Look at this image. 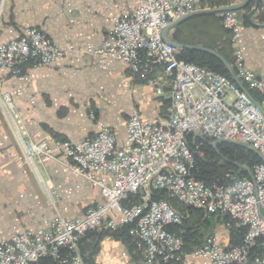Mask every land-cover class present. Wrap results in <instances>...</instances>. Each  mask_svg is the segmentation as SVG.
Here are the masks:
<instances>
[{"label": "built area", "instance_id": "obj_1", "mask_svg": "<svg viewBox=\"0 0 264 264\" xmlns=\"http://www.w3.org/2000/svg\"><path fill=\"white\" fill-rule=\"evenodd\" d=\"M199 10L200 0H139L114 19L97 48L87 45L76 50L70 41L63 48L36 27L0 42V78L2 72L19 75L25 65L49 66L61 62L69 51H84L102 60L125 62L133 77L148 81L169 102L166 113L151 121L133 109L124 144L104 124L77 142L32 141L19 131L11 94L1 93L27 160L40 162L47 156L60 162L65 170L97 188L103 202L74 217L57 212L47 229L15 228L10 238L0 239V264H37L41 258L83 264L78 243L86 233L123 226L129 227L146 264L180 262L184 239L169 227L180 225L182 216L166 199L158 198L161 191L186 206L228 216L245 228L241 240L227 247L214 234L207 235L202 245L189 252L190 257L210 264H264V78L244 64L240 10L221 12L222 25L232 33L236 73L256 93L258 104L224 74L179 57L183 48L163 40L162 30ZM205 140L250 145L262 162L248 168L249 176L228 171L206 183L195 177V154ZM49 197L54 201L57 191L51 189Z\"/></svg>", "mask_w": 264, "mask_h": 264}, {"label": "crops", "instance_id": "obj_2", "mask_svg": "<svg viewBox=\"0 0 264 264\" xmlns=\"http://www.w3.org/2000/svg\"><path fill=\"white\" fill-rule=\"evenodd\" d=\"M242 1L234 0L228 5ZM138 2L0 0V42L18 38L27 27H36L63 48L68 41L76 50L87 45L97 48L112 28L114 19ZM203 9L211 8L202 6ZM220 13L216 12L215 17ZM240 13L239 40L244 64L264 78V27L254 26L248 18V22H244L246 11L241 9ZM252 21L264 22L261 6L252 14ZM217 23L208 15H193L166 33L173 40L176 36L191 45L212 44L221 48L225 46V38L215 30ZM227 35L230 36V32ZM233 49L226 50L231 58ZM233 67L235 69V65ZM134 78L121 60H102L96 54L69 51L57 64L28 66L15 76L2 72L0 94H11L20 119L19 131L29 140L56 138L77 142L95 134L99 125L105 124L115 130L118 143L124 144L126 123L133 106L145 121H151L164 115L169 103L165 93L159 95L148 81ZM94 111L96 119L91 120L89 115ZM33 164L27 160L0 98V239L10 238L15 228L47 229L53 217L47 198V190L51 188L57 190L56 206L65 217L80 215L103 202L97 188L65 170L60 162L42 156L40 162ZM208 220L210 222L199 229L203 239L205 233L210 232L223 246H230L231 233L227 225L215 216H208ZM89 242L96 246L92 256L95 264H146L122 239L113 235L95 237L92 241L89 237L86 245ZM190 251L183 250L184 256L178 264H210L205 259L190 257Z\"/></svg>", "mask_w": 264, "mask_h": 264}, {"label": "trees", "instance_id": "obj_3", "mask_svg": "<svg viewBox=\"0 0 264 264\" xmlns=\"http://www.w3.org/2000/svg\"><path fill=\"white\" fill-rule=\"evenodd\" d=\"M234 0H202L204 7H220L226 6L233 2ZM264 3V0H260V6ZM253 1L249 0L248 3L242 8V11H246V13L252 8ZM246 13L243 15L244 22H248ZM198 15H208L217 23L218 18L215 17V13L209 12L204 14ZM218 24V23H217ZM226 32V33H225ZM223 33V36L229 33L230 31L226 29ZM176 42L188 44V42L183 41L181 38L174 36L173 37ZM226 40H224L225 46L218 47L217 45L207 44L204 47L214 49L219 54L223 55L232 65H234V56L232 58L228 55L226 50H230V40L229 36H226ZM229 45V46H228ZM233 49V48H232ZM233 51V50H232ZM181 59L185 61L192 62L196 65L217 71L219 73L224 74L228 78L232 79L231 75L228 73L225 65L223 62L217 58L215 55L196 48H183L180 56ZM29 65H25L22 72L25 70L26 67ZM21 72V73H22ZM233 80V79H232ZM250 92L257 97L256 93L252 90ZM63 140V139H61ZM200 141L199 138H196V142ZM192 148L193 146L190 145ZM222 162L223 164H220ZM262 162L261 157L253 152L252 150L234 144L230 142H221L217 144L216 147H213L210 141H202L199 145L198 152L195 154V164H196V173L195 177L199 180H202L206 183H210L218 177H221L224 173L228 171H238L239 173L245 174L249 176V173L246 169L251 168L255 163ZM158 198L166 199L169 204L176 209L182 216V223L180 225L170 226L169 230L175 231L178 234H181L184 239V247L183 250H192L195 247H198L203 244L204 239L207 235L212 233H207L204 236L200 233V228L204 225L206 226L210 221L208 220V216L214 217L213 214H208L205 210L194 208L191 206H186L180 203L176 198L170 197L166 191H161L158 194ZM134 200V199H132ZM218 220H221L222 223L226 224L231 233V244L235 245L238 243L245 231L244 227H237L235 226V222L231 220L228 216H215ZM128 226H123L121 228H117L115 230L103 229L100 231H92L88 232L82 238V243L80 245V250L82 253V257L86 264H95L92 258L94 252L96 251V246L92 245L91 242L86 245V240L90 237L92 241L95 237L101 238L104 235H113L117 238L122 239L127 247L134 251L136 257L138 252L134 245V240L130 237L128 233ZM202 237V239H201ZM200 238L199 241L197 239ZM139 251V250H138ZM140 254V252H139ZM179 262L173 263L178 264ZM37 264H54L51 259L48 258H41Z\"/></svg>", "mask_w": 264, "mask_h": 264}, {"label": "water", "instance_id": "obj_4", "mask_svg": "<svg viewBox=\"0 0 264 264\" xmlns=\"http://www.w3.org/2000/svg\"><path fill=\"white\" fill-rule=\"evenodd\" d=\"M248 1L249 0H243L242 2L237 3V4L228 5V6H222V7H217V8H211V9H203V10H199V11L187 14V15H185V16L177 19V20H174V21L170 22L162 30V38L166 42H168V43H170V44H172V45H174L176 47L201 49V50L207 51V52L215 55L217 58H219L223 62V64L225 65V67H226V69L228 71V73L231 75L232 79L235 81V83L238 85V87L243 92H245L252 99V101L254 103L258 104L256 98L251 94V92L246 88V86L244 85L242 80L238 77L233 65L223 55L219 54L216 50L210 49V48H207V47L198 46V45H191V44H183V43L176 42L175 40L169 38L167 36V33H166L169 28L173 27L174 25H176L177 23H179L181 20H183L185 18L191 17L193 15L204 14V13H209V12L216 13V12H223V11H226V10H241L248 3ZM252 1H253V6L247 12L246 16H247V18L250 20V22L254 26L264 27V22L263 23H255V22L252 21V14L255 11H257V9L260 7V0H252ZM261 10H262V12L264 14V3L261 6ZM221 142H227V141H225V140H216V141L212 142L211 144H212L213 147H216L217 144H219ZM230 143H233V142H230ZM234 144H237V143H234ZM237 145L246 147V148L252 150L253 152L257 153L261 157L260 153L256 149L251 147L250 145H246V144H237ZM246 170L248 171V169H246Z\"/></svg>", "mask_w": 264, "mask_h": 264}, {"label": "rangeland", "instance_id": "obj_5", "mask_svg": "<svg viewBox=\"0 0 264 264\" xmlns=\"http://www.w3.org/2000/svg\"><path fill=\"white\" fill-rule=\"evenodd\" d=\"M200 2H201V5L203 6V3H202V0H200ZM247 14V13H246ZM218 18V21H219V26L217 25V29H215L216 31H218L219 32V34H220V36L222 37V38H225V40H226V42L228 43V41H227V39H226V36H227V34L223 37V33L222 32H225L226 31V28H224V26L222 25V17H221V13H220V15H219V17H217ZM226 33V32H225ZM229 40H230V44H231V48H233L232 46H233V42H232V33L230 32V36H229ZM229 46V45H228ZM31 67V66H30ZM21 74V73H20ZM135 80H136V78H134ZM0 98H2V95L0 94ZM1 101H2V99H1ZM2 103H3V101H2ZM167 108H168V104H167ZM167 108H166V111H167ZM133 109H137L138 110V108L136 107V106H133V108L131 109V111L133 110ZM139 111V110H138ZM166 111H165V113H166ZM91 114V113H90ZM89 117H90V115H89ZM93 119H91V120H95L96 119V114H95V111L93 112ZM101 125H103V124H101ZM101 125H99V126H101ZM105 125V124H104ZM29 161V160H28ZM29 162H31V161H29ZM32 163V162H31ZM33 164V163H32ZM220 164H223L222 162H220ZM34 166H35V164H33ZM47 189H49V188H47ZM51 189H54V188H51ZM51 189H49V190H47V192H48V196H47V198H48V203L50 204V206L52 207V209H53V216H54V214L55 213H57V212H59V210H58V208H57V206H56V201H57V198L54 200V201H51V199H50V197H49V193H50V190ZM57 191V190H56ZM51 195V194H50ZM55 208H57V210L55 209ZM60 213V212H59ZM53 218V217H52ZM205 235H206V233H205ZM84 237V236H83ZM82 237V238H83ZM131 237V236H130ZM133 239V238H132ZM134 240V239H133ZM81 243H82V239L79 241V253H80V256L82 255V253H81V248H80V245H81ZM184 244H185V242H184ZM135 245V244H134ZM135 248H136V246H135ZM136 250H137V252H138V255H140L139 257L142 259V257H141V254H139V252L140 251H138V249L136 248ZM82 257V256H81ZM49 259V258H48ZM143 260V259H142ZM53 261V263L54 264H58L56 261H54V260H52ZM82 262H83V264H86L85 263V261H84V259H83V257H82ZM38 263V262H37Z\"/></svg>", "mask_w": 264, "mask_h": 264}]
</instances>
